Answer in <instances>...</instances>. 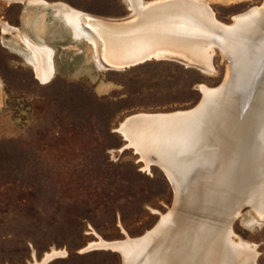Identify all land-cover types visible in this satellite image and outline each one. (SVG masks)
<instances>
[{
	"label": "rangeland",
	"instance_id": "1",
	"mask_svg": "<svg viewBox=\"0 0 264 264\" xmlns=\"http://www.w3.org/2000/svg\"><path fill=\"white\" fill-rule=\"evenodd\" d=\"M45 1L116 21L133 15L127 0ZM205 1L227 25L264 3ZM6 2L0 0V20L48 45L53 73L41 81L29 47L15 30L0 29V264L34 263L53 249L60 254L44 264H124L119 250L90 244L140 237L178 202L156 153L143 158L121 127L137 114L193 109L203 98L201 85L219 88L231 66L236 71L242 66L215 45L211 71L174 56L115 67L103 59L101 42L95 51L87 40L72 38L54 7ZM79 26L90 32L83 22ZM226 100L219 107L217 100L212 103L213 119L226 117ZM261 122L259 107L256 124L253 120L248 132L244 129L248 134L255 126L253 147L242 160L246 172L226 200V214L235 207L240 211L232 221L234 240L242 243L232 254L235 264H264V215L251 202L264 203L257 192L264 189ZM220 197L216 200L223 202ZM218 204L212 216L221 212L224 203Z\"/></svg>",
	"mask_w": 264,
	"mask_h": 264
},
{
	"label": "bare ground",
	"instance_id": "2",
	"mask_svg": "<svg viewBox=\"0 0 264 264\" xmlns=\"http://www.w3.org/2000/svg\"><path fill=\"white\" fill-rule=\"evenodd\" d=\"M26 1L54 7L72 38L87 40L95 51L98 41L101 42L103 59L115 67L150 57L174 56L186 64L211 71L210 58L215 45L224 56L237 59V65L242 67L236 71L235 64L233 69L231 66L219 88L200 86L203 98L193 109L137 114L126 120L121 131L143 158L153 151L157 154L154 153L174 187L178 203L152 230L140 237L120 241L100 239L90 244L119 250L124 264H235L232 254L241 249L242 243L240 238L234 240L232 221L240 211L235 207L226 214L228 207H225L237 181L242 180L246 172L242 160L250 146L253 147L254 124L250 134H245V130L248 132L253 120L256 124L259 107L264 130V3L235 15L233 24L227 25L214 17L205 0H127L133 14L127 22L94 17L65 3ZM80 22L90 32L82 29ZM0 29L16 31L31 51L36 75L43 82L48 80L53 73V50L46 44L32 42L1 20ZM226 37L230 41H226ZM225 98L226 103L229 102L228 114L222 120L213 119V106L219 103L222 106ZM128 122L131 123L126 124ZM185 149L186 154H183ZM262 149L264 151V143ZM215 176L217 180L212 182ZM186 187L190 188L188 192L184 191ZM257 192L259 197L262 194L261 200L264 199L263 187ZM219 197L223 202L216 200ZM259 200L251 202L254 201L253 207L264 215V208L258 209L264 204ZM216 201L220 202L219 206L224 203L223 208L212 216ZM57 254L60 252L53 249L41 261L29 263L44 264Z\"/></svg>",
	"mask_w": 264,
	"mask_h": 264
},
{
	"label": "water",
	"instance_id": "3",
	"mask_svg": "<svg viewBox=\"0 0 264 264\" xmlns=\"http://www.w3.org/2000/svg\"><path fill=\"white\" fill-rule=\"evenodd\" d=\"M126 138V137H125ZM124 146H126V144L124 145ZM51 259V258H50ZM49 260V259H48Z\"/></svg>",
	"mask_w": 264,
	"mask_h": 264
}]
</instances>
